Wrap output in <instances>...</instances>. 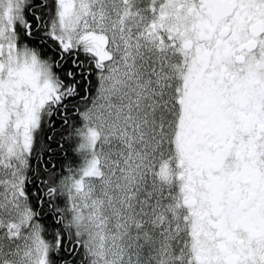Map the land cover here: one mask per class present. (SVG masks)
I'll use <instances>...</instances> for the list:
<instances>
[{
    "label": "snow or ice",
    "instance_id": "6c2138e0",
    "mask_svg": "<svg viewBox=\"0 0 264 264\" xmlns=\"http://www.w3.org/2000/svg\"><path fill=\"white\" fill-rule=\"evenodd\" d=\"M0 264H264V0H0Z\"/></svg>",
    "mask_w": 264,
    "mask_h": 264
}]
</instances>
